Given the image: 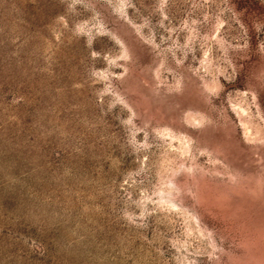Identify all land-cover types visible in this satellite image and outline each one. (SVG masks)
<instances>
[{
    "label": "rangeland",
    "instance_id": "obj_1",
    "mask_svg": "<svg viewBox=\"0 0 264 264\" xmlns=\"http://www.w3.org/2000/svg\"><path fill=\"white\" fill-rule=\"evenodd\" d=\"M0 264H264V0H0Z\"/></svg>",
    "mask_w": 264,
    "mask_h": 264
}]
</instances>
